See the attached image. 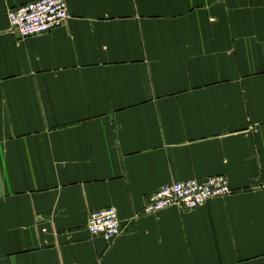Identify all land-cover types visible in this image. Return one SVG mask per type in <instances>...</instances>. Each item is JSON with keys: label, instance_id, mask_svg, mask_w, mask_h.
Wrapping results in <instances>:
<instances>
[{"label": "crops", "instance_id": "obj_1", "mask_svg": "<svg viewBox=\"0 0 264 264\" xmlns=\"http://www.w3.org/2000/svg\"><path fill=\"white\" fill-rule=\"evenodd\" d=\"M0 0V264H264V0ZM233 192L147 213L173 181ZM115 207L112 242L87 228Z\"/></svg>", "mask_w": 264, "mask_h": 264}, {"label": "built area", "instance_id": "obj_2", "mask_svg": "<svg viewBox=\"0 0 264 264\" xmlns=\"http://www.w3.org/2000/svg\"><path fill=\"white\" fill-rule=\"evenodd\" d=\"M7 17L14 32L22 38L37 36L63 25L69 18L67 0H32L17 6H9ZM233 192L225 175L173 181L156 190L145 208L154 213L173 206L192 210L209 199L224 197ZM88 230L106 241H114L122 231L118 210L109 206L89 213Z\"/></svg>", "mask_w": 264, "mask_h": 264}, {"label": "rangeland", "instance_id": "obj_3", "mask_svg": "<svg viewBox=\"0 0 264 264\" xmlns=\"http://www.w3.org/2000/svg\"><path fill=\"white\" fill-rule=\"evenodd\" d=\"M227 177V176H226ZM228 178V177H227ZM229 180V179H228Z\"/></svg>", "mask_w": 264, "mask_h": 264}]
</instances>
